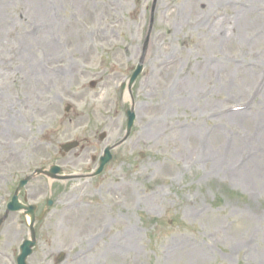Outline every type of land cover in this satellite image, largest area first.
Here are the masks:
<instances>
[{
    "label": "rangeland",
    "instance_id": "374dc122",
    "mask_svg": "<svg viewBox=\"0 0 264 264\" xmlns=\"http://www.w3.org/2000/svg\"><path fill=\"white\" fill-rule=\"evenodd\" d=\"M152 5L0 0V216L35 169L71 176L19 193L53 200L28 264H264V0ZM27 237L9 213L0 264Z\"/></svg>",
    "mask_w": 264,
    "mask_h": 264
},
{
    "label": "water",
    "instance_id": "95a60500",
    "mask_svg": "<svg viewBox=\"0 0 264 264\" xmlns=\"http://www.w3.org/2000/svg\"><path fill=\"white\" fill-rule=\"evenodd\" d=\"M140 70H141V62L137 66L135 71L132 73V75L129 79V82H128V87L131 86V84L133 83V81L135 80L137 75L139 74ZM127 119H128L127 120V134H128V132L130 131L133 119H134V113L131 110L127 111ZM125 138H126V136L124 137V139ZM75 146H76L75 142H70V143H66L65 145H63V148H64V150L67 151V150H69ZM110 159H111V154L109 153V148H106L104 151V155L100 158L99 167L94 174L100 173L104 164H106ZM59 171H60V169L56 166H52L49 171H42V169H37L35 171V173H33L32 175L27 176L26 178L22 179L19 182V184L16 188V191H15L14 195L12 196L10 202L7 204L5 214L2 217H0V225L3 222V220L7 217L9 211L24 210V214H27L30 217V225H29L30 239L24 240L22 242V244L20 245V253L16 258V264H26V258L32 253V247L35 244V234H34V229H33L34 206H25L23 204L18 203L17 193L27 183V181L29 179H31L35 174H39L42 172L51 178H57L56 173H58ZM50 204H51V201H48L47 205H50Z\"/></svg>",
    "mask_w": 264,
    "mask_h": 264
},
{
    "label": "bare ground",
    "instance_id": "6f19581e",
    "mask_svg": "<svg viewBox=\"0 0 264 264\" xmlns=\"http://www.w3.org/2000/svg\"><path fill=\"white\" fill-rule=\"evenodd\" d=\"M126 242V241H125ZM126 244H128L129 246H130V242H126ZM123 246H126V245H123ZM126 247H128V246H126Z\"/></svg>",
    "mask_w": 264,
    "mask_h": 264
}]
</instances>
